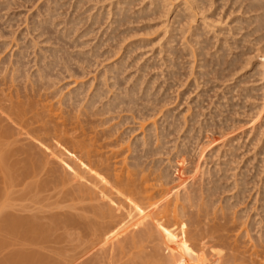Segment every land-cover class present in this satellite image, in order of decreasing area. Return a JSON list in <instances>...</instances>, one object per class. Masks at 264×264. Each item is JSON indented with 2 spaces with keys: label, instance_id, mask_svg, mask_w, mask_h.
Returning a JSON list of instances; mask_svg holds the SVG:
<instances>
[{
  "label": "rangeland",
  "instance_id": "obj_1",
  "mask_svg": "<svg viewBox=\"0 0 264 264\" xmlns=\"http://www.w3.org/2000/svg\"><path fill=\"white\" fill-rule=\"evenodd\" d=\"M95 1L0 0V68L9 75L16 68V84H38L41 93L50 95L35 98L48 103L53 99L56 106L61 104L64 110H71L64 112L68 117L72 112L78 113V104L87 108V101L97 92L90 108L96 112L91 116L81 113V117L92 120L86 126L97 132L89 131L86 137L93 134L95 140L90 141L101 152L100 157L112 162L123 158L117 162L119 168L134 167L131 164L135 161L146 170L170 172L169 186L175 180L177 186L191 181L196 187L190 190L217 185L209 200L213 208H224L225 213L223 219L220 212L215 215L222 226L215 228L210 235L213 238L205 237L203 232L199 236L201 240L204 237L203 243L207 240L205 246L208 240L213 246L219 244L207 246L206 259H213L214 264L219 263L220 257L219 264H264V75L254 68V50L259 44L254 35L245 34L251 29L246 20L249 14L244 16L242 10L240 13L225 0H215L208 1L199 10L201 13L194 12L197 18H190L189 22L185 9L182 12L180 6L176 8L178 0L169 10L150 4L152 0H110L112 4L109 0ZM179 161L185 163L184 172L177 170ZM56 166L46 178L50 181L52 177V184L53 172L57 176L62 170ZM19 167L2 170L0 166V264H119L110 257V246L115 243H107L105 237L100 240L101 227L96 232L91 228L92 236L84 230L79 238L68 235L71 228L59 220L55 226L46 224L57 208L66 211L72 202H58L57 207L52 191L46 196L44 191L45 185L47 191L53 186L45 180V185L38 181L42 176L39 174L35 187L32 169ZM112 169L111 173L115 171ZM33 193L37 194V202L31 197ZM213 208L210 206L211 212ZM80 215L87 219L93 216L86 211ZM213 216L209 214V218ZM34 220H40L36 231ZM65 227L70 230L64 234ZM181 227L180 223L175 233L180 237L184 229ZM103 234L106 236L104 230ZM196 242L199 243L197 239Z\"/></svg>",
  "mask_w": 264,
  "mask_h": 264
},
{
  "label": "bare ground",
  "instance_id": "obj_2",
  "mask_svg": "<svg viewBox=\"0 0 264 264\" xmlns=\"http://www.w3.org/2000/svg\"><path fill=\"white\" fill-rule=\"evenodd\" d=\"M152 1H151L152 3L150 4L156 3L155 6L159 8L167 7L166 8L167 10H169L168 9L169 6L173 7L172 5L175 4V1L177 2V0H152ZM208 1H210V3L211 2L214 3L215 0H178L177 4L175 5H177L176 8L180 6L181 7L180 10L182 12L185 9L184 12H187L189 14V19H187L188 17H186L185 19L190 22V18L194 19L196 17V14L194 12L196 11L198 12L201 8H203V6H205V4ZM225 1L229 2L230 6L232 5L233 7L238 8V10H240V13L242 10L243 15L244 13H246V15L247 13L249 14L246 20L251 25L250 26L251 29L249 27L250 31H248V34L245 32L244 33L246 34V36L254 35V38H253L254 41L257 43V45L259 44L258 47H256L255 46L256 43H254V46L256 47V50H254V52L255 51L257 52L255 56L253 53L254 58L257 59V62H255L254 68L256 72L259 73L261 76L264 75V0H225ZM120 2H123V1H120ZM118 4L117 5L114 4V5L118 7ZM121 4L123 5V3ZM119 8L118 10L115 9L116 13L117 11H119ZM122 8L125 11L126 7L124 8L122 6ZM208 8H209V5H208ZM170 10H172V8H170ZM199 12L201 13V11ZM177 14L179 13L177 12ZM203 14L204 13H202V15ZM204 17H207V16L204 15ZM204 19L206 20V18ZM238 21H240V18ZM25 22H26V18H25ZM38 23L41 24V21L39 20ZM195 35H197L196 32H195ZM192 37L194 40V36ZM249 42H252L251 39ZM230 46L231 45L228 46L229 49H230ZM196 50L199 51V48L197 47ZM196 50L194 49V51ZM194 51H193V54H194ZM220 53L217 55H220ZM197 54H199V52H197ZM228 59H230V57ZM201 61H200V64H201ZM249 61L250 60L247 59V63ZM226 62H228V60ZM214 66H215V63H214ZM227 67H229V65H227ZM0 69H1L0 70V166L2 167V170H3V167L5 170V167L7 168V166L9 167L16 166L18 167V169H20L19 166H21V168L24 166L30 167L32 171H30L29 169L28 170L30 171V173L31 172L33 173L32 175L33 177L31 175L30 176L32 177V179H35L34 180L35 187H37L38 181H42L44 183V180L45 182H48V184L50 183L53 186L52 189L50 188V191H47L48 188H46V185L44 183L45 185L44 191L46 192L45 196L50 195L52 191V194H54V198L53 196L51 197L54 201L57 200V203L55 202L57 204V207L59 206L58 202H61V203L62 202L67 203L70 201L72 202V204L70 203L71 206L70 204H69L70 207L68 206L69 209L67 206L65 207L66 211H64V208L63 209L57 208V210L59 211L62 210V213H60L59 211L57 212L56 210L54 217L52 215L51 218L48 219V221L46 220V224L48 223L49 226L51 224L54 225V222H58L59 220V222L61 221L63 222V224L65 223V226L67 225V228L70 227L72 230L69 233L68 231L70 229L66 230V227H65L64 234L66 233L65 231H67L68 235H71L74 237V234H75V237L77 235L79 238H82L79 234H81L84 230L90 231L92 228L93 232H94V229L96 232L97 231L96 228L98 229V231H101L99 230L100 229L99 227H101L104 230V233H106L107 237L104 236L103 230H102V235L100 237V240L102 237L103 238L105 237L104 239L107 240V243L108 241H113L117 245V248L115 244L113 246H110L113 252L112 254H110L111 255L110 257H112L111 261L114 260L115 263L119 262V264H214L212 263L213 259L211 261L208 258H207L208 260L206 259V255H208L207 246L209 244L213 246L212 242L210 241L209 243V240H208V245L205 246L207 240L203 243L202 240L204 237H202V240L200 238L202 236L201 235L202 232L206 234V235L204 234L205 237H207V235L209 237L210 235H213L215 233L214 231L215 228L218 229V227L222 226V223H221L222 221L219 222L216 219L215 215L220 212V214H222L221 216L223 219V213H225V211H223L224 208L222 209L220 207L218 208V210H217V207L213 208V205L211 201L209 200L210 195L212 196V192L214 188L215 189L218 188V186L215 185V179L213 181L214 182L213 185H215L214 188L213 186L210 185L211 187L206 186L207 188H202L200 190H197V189L190 190V187L193 186V183L191 181H186L185 183L183 182V186H177L178 184L174 185L176 182L175 180L173 185L169 186L172 183V180H170L171 183L168 185V178H169L168 176H170L169 175L170 172L169 174L168 173H158L153 168L146 170L144 166H140V164L138 162H135L134 160H133L134 162L131 164V165H134V167L133 166L129 167L126 165V167L121 166L119 168L117 166V162H122L123 158L117 159L116 162H112L111 160H109V158L100 157V155H102L101 152L99 151L98 148L95 147L93 141L92 142L90 141L93 134L90 135V137L88 135L89 139L86 137L89 131H94V132H97V131L93 128L89 129V127L86 126V122H92V120L81 117V113L91 116V114H94L96 112V111L94 112L90 111V108L96 102V99L94 98L95 97L94 93H97V92H94L93 98L90 99V101L89 100L87 101V108H81L82 105L80 106V104H78L79 108L81 109L77 107L78 113L72 112V115H70L71 117L70 118L68 116H65L64 112H70L71 110H68V109L64 110L61 104H60V107L56 106L55 103L52 102L54 101L53 99L52 101L48 103V102H40L35 98V95H41L45 97L50 95L48 94L49 92L47 91H46L47 94L41 93L42 87L40 89L38 84L37 86L31 84V86L25 85L23 87L16 84L17 76L15 74L17 72L14 74V72L16 71V68L12 69L11 75H9L6 72H3L2 68ZM202 74L203 73L201 72V75ZM52 93L53 92L51 91V94ZM117 96L118 95H116V99H117ZM64 98L65 97L61 99L63 100ZM69 98L71 99V97ZM59 101H60V98H59ZM60 102L63 103V101H60ZM113 103L115 104L114 101ZM108 106L109 104L107 105V108ZM57 109H60L61 111H56ZM93 109L95 110V108ZM72 110L74 111V109ZM97 110H99V108H97ZM20 152H22V155ZM115 152H118V151H115ZM17 153L18 154L20 153L21 157H19L20 155L17 156ZM178 164L180 166L177 170L182 169L185 166L184 161H179ZM56 165L60 167V169L62 168V170H58V172L59 171L60 172L57 174V176H56V173L53 172L57 179L55 181V178H54L55 176H53V182L55 183L57 182L56 185L54 186L55 183L52 184V181H51L52 177L50 178V181L46 180V178H47V175L48 176L50 175L49 172H52L54 170L53 166H56ZM57 166L55 167V169H57ZM112 168H114L115 170L113 171V173H111V170H113ZM6 170H9V169L7 168ZM39 174L40 176L42 175L40 180H38L40 178ZM11 175L13 176V174ZM17 176L20 177V173L17 174ZM9 177H11L10 174H9ZM179 178L181 180L183 179L182 177H179ZM14 181H16V179ZM203 184H204V180H203ZM201 185H202V182L200 186ZM194 186L196 187V185ZM34 195L37 196V194L33 193L31 197L32 198L34 197L35 199L38 198V197H35ZM6 196H7V193L5 194V197ZM213 200H216V198H213ZM44 201L45 200H43V202ZM36 202H37V199H36ZM38 202H41V201L39 200ZM53 203L54 202H52L51 204ZM49 204H47L46 206H48ZM62 204H61V207H64L65 205L62 206ZM210 206H211V209L213 208L215 211L212 210L211 212ZM220 209L222 210L220 211ZM72 210H74L75 212L71 213ZM82 210L86 211L87 214L88 213L93 214V216H91V218L89 219L84 218L83 216L80 215L83 212ZM76 211L78 212L80 211V213L76 214L78 213ZM209 214H213L214 215L213 218H209ZM33 215H34V212H33ZM75 215L78 217H76ZM210 216L212 217V215ZM34 217L36 218V216ZM30 220H29V223H30ZM35 221L36 220H34L33 222ZM37 221L35 222V225L32 222L34 227L36 226L35 231L38 228L37 224L40 220L38 222ZM42 222H41V225H42ZM184 222L188 224L187 225L188 228ZM256 222H258V220H256ZM180 223H181V226L183 224V228H184L183 229L181 227L183 229V235L180 233L182 237H180L178 233L177 235H175V233L177 232L176 230L180 229V228L177 229ZM257 226H258V223H257ZM211 230H213L214 232ZM42 233H43V230H42ZM91 233L92 231H90V235ZM48 235H49V232H48ZM94 237H95V234H94ZM174 237H176L175 240L173 239ZM196 239L198 242L201 240V243L200 242L197 243ZM187 240L189 242L191 240V243H189ZM96 243L97 241L95 242V244ZM212 249L214 250V248ZM215 252H216V249H215ZM210 255L212 254L210 253ZM108 256L109 255L107 254V257ZM237 257H238L237 255L236 257H232V259L234 258L233 262L236 261ZM220 258L218 261L216 260L217 263L218 262L220 263ZM222 258L224 259L223 262H225L226 258L224 256ZM214 259H215V256H214ZM110 264L112 263L110 262Z\"/></svg>",
  "mask_w": 264,
  "mask_h": 264
}]
</instances>
